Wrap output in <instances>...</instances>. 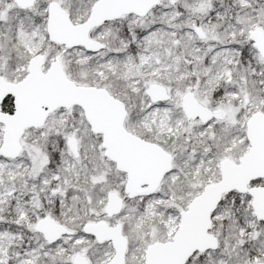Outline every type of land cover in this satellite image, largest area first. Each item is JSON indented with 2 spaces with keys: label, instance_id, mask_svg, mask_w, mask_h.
Wrapping results in <instances>:
<instances>
[{
  "label": "snow or ice",
  "instance_id": "obj_1",
  "mask_svg": "<svg viewBox=\"0 0 264 264\" xmlns=\"http://www.w3.org/2000/svg\"><path fill=\"white\" fill-rule=\"evenodd\" d=\"M0 264H264V0H0Z\"/></svg>",
  "mask_w": 264,
  "mask_h": 264
}]
</instances>
